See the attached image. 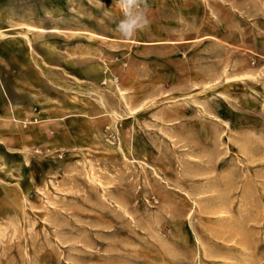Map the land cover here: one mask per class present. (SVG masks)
I'll return each instance as SVG.
<instances>
[{"label":"rangeland","instance_id":"obj_1","mask_svg":"<svg viewBox=\"0 0 264 264\" xmlns=\"http://www.w3.org/2000/svg\"><path fill=\"white\" fill-rule=\"evenodd\" d=\"M0 0V264H264V0Z\"/></svg>","mask_w":264,"mask_h":264},{"label":"clouds","instance_id":"obj_2","mask_svg":"<svg viewBox=\"0 0 264 264\" xmlns=\"http://www.w3.org/2000/svg\"><path fill=\"white\" fill-rule=\"evenodd\" d=\"M116 4L123 15L116 30L123 38L130 40L149 26L146 0H116Z\"/></svg>","mask_w":264,"mask_h":264},{"label":"crops","instance_id":"obj_3","mask_svg":"<svg viewBox=\"0 0 264 264\" xmlns=\"http://www.w3.org/2000/svg\"><path fill=\"white\" fill-rule=\"evenodd\" d=\"M0 32H2L1 29H0ZM2 33H3V32H2Z\"/></svg>","mask_w":264,"mask_h":264}]
</instances>
